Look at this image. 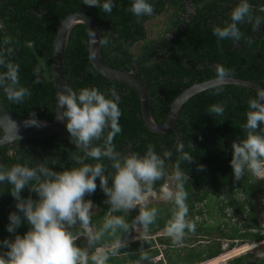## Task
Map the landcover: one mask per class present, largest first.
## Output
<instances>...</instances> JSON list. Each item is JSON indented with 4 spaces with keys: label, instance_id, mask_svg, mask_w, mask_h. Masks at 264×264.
Returning a JSON list of instances; mask_svg holds the SVG:
<instances>
[{
    "label": "trees",
    "instance_id": "obj_1",
    "mask_svg": "<svg viewBox=\"0 0 264 264\" xmlns=\"http://www.w3.org/2000/svg\"><path fill=\"white\" fill-rule=\"evenodd\" d=\"M155 9L153 16H144L137 20L130 8L133 0H114L112 13H104L99 7L83 4V0H0V55L20 67L21 86L31 91L30 98L21 104L9 102L0 89V97L8 111L18 117L53 121L57 109L56 90L52 77L54 42L61 22L74 13H87L97 22L102 37L108 40L103 45V61L114 69L125 72L133 71L151 96L152 112L156 122L164 124L172 103L187 88L196 82H206L216 78L215 68L223 65L235 72L234 77L254 81L264 88V23L257 31L249 24L239 25L246 38L253 43L241 40L239 45L231 40H218L213 35L214 27H223L230 21V13L238 0H148ZM188 2L194 11L188 14ZM254 6V15L264 17L258 10L261 0H249ZM173 10L170 25L176 32L173 39L160 35L149 39L146 23ZM89 30L85 25H77L71 34L66 54V74L68 85L73 91L82 88H98L111 99L108 89H115L120 96L119 108L122 115L119 120L122 132L117 134L112 143L116 151L126 156L138 153L141 156L148 145L163 158L165 152L171 157L165 160L166 177L156 182L154 192L161 191L175 170L180 156L178 145H184V151L193 156L192 161L180 162L184 172L182 179L175 183L177 189L183 185L187 192L186 204L188 214L186 221L195 224V231L187 228L184 235L190 241H204L205 236L217 233L213 244L192 243L191 246L179 248V243L167 237L142 239L137 243H128L115 256H110L108 264H202L223 254L222 242L229 240L263 239L262 224L257 212V197L264 189V182H257L251 174L237 181L234 178L231 160L233 143H240L246 137L244 124L248 112L249 98H256V91L236 85H222L197 94L182 107L175 130L157 134L145 125L142 107L137 91L123 83L112 81L94 67L89 55ZM6 38L10 43L5 44ZM142 43L138 53L133 52L136 45ZM11 50V51H9ZM166 58L155 60L160 55ZM43 60V64L40 61ZM136 62V66H133ZM5 69L0 68V72ZM219 92V94H217ZM221 104L225 108L222 116L208 112L210 106ZM264 127V125H262ZM105 132V136L107 135ZM3 131L0 130V139ZM26 141V145L25 144ZM17 141L21 158L13 157V147L8 145L0 149V164L11 166L25 164L29 167L44 165L51 171L61 173L82 166L76 156L83 157L84 152L70 144L62 134L47 138ZM103 146L104 141L98 142ZM192 144L194 150L188 146ZM85 163H94L85 160ZM106 166L108 187H112L111 161H102ZM200 166H203L201 169ZM97 189L93 194H86L85 201H91L97 212L92 213V223L99 229L109 215L108 197L96 179ZM22 199L38 201V194L26 186L20 193ZM218 201L219 219L212 224L199 223L196 215H202L203 209L196 204L208 206L213 199ZM18 201L11 195V185L3 181L0 185V255L9 249L3 241L15 240L17 235L23 237L30 229L23 213L16 208ZM217 201H215V205ZM155 208L157 218L146 230L149 233L166 229L169 221L177 211L173 201L170 206L150 205ZM115 212L112 215L123 216L129 224V231L118 229L113 236L106 233L101 243L115 240L125 242L134 235V224L139 212ZM15 213L21 217V224L13 233L7 231L9 216ZM212 217V213L208 212ZM191 216L190 219H187ZM245 220L242 229L233 222ZM232 223V224H231ZM74 233L79 224L70 229ZM183 235V236H184ZM194 237L193 239L191 237ZM201 236V237H200ZM76 246L86 249V239L75 241ZM234 244V243H233ZM157 246H160L158 248ZM163 247V250L161 249ZM197 247V248H196ZM123 254V256H119ZM160 255L163 259L156 261ZM229 264H236L232 262Z\"/></svg>",
    "mask_w": 264,
    "mask_h": 264
},
{
    "label": "clouds",
    "instance_id": "obj_2",
    "mask_svg": "<svg viewBox=\"0 0 264 264\" xmlns=\"http://www.w3.org/2000/svg\"><path fill=\"white\" fill-rule=\"evenodd\" d=\"M83 4L99 7L108 14L112 13L115 7L114 0H83ZM130 11L138 21L144 16H153L155 13L153 5L148 0H133ZM230 21L223 27H214L213 35L218 40H231L237 45L243 39L251 45L252 39L245 37L239 25L249 24L253 31H257L264 23V17L254 15V6L249 0H238L230 13ZM89 35L92 38L95 37L91 31ZM10 42V38L4 41L5 44ZM99 44L107 45L108 40L101 38ZM40 63L43 64V60ZM0 68L5 69L0 72V89L3 90L7 100L14 104H21L30 98L32 94L30 89L21 86L19 65L0 55ZM215 72L219 84L228 83L235 75L234 70L223 65H217ZM107 92L111 95V99L106 98V95L96 87H85L78 93L70 87H64L57 92L58 107L66 108L65 111L58 113L57 118L60 122L67 118V132L76 146L85 154L83 157H75L82 166L56 173L44 165L29 167L25 164L11 166L0 164V181L10 183L11 195L18 201L16 208L23 213L31 225V229L23 237L17 235L12 242L3 241V246L9 250L0 255V264H108L110 256L117 255L126 245L122 240H115L110 244L101 243L106 233L114 236L118 229L124 232L129 231V224L124 217L112 215V213L128 212L138 205L146 204L148 197L154 194L156 182L167 175L165 160L171 157V153L165 152L162 158L151 144L142 156L138 153L122 156L117 152L112 141L122 132L119 124L122 115L119 108L120 96L115 89H108ZM247 104L249 110L243 126L246 137L240 143L232 145L231 167L237 181L241 180L246 173L257 179H264V127H262L264 125V88H258L256 98H249ZM208 112L222 116L225 108L221 104H214L209 107ZM7 122L14 130L11 139L16 138L17 124L9 118ZM37 125L35 113L24 121L25 127ZM106 130L108 131L105 136ZM101 140L104 141L102 147L98 143ZM188 147L194 150L192 144ZM177 151L181 154L171 176L182 179L185 174L179 166L180 162L192 161L193 156L184 151L183 144L178 145ZM105 159L111 161V168L114 170L111 188L108 187L106 166L102 162ZM85 160L94 163H85ZM200 168L202 169L203 166ZM97 178L110 205L109 215L99 229L92 223L91 210L95 207L91 201L83 199L86 194L90 195L96 191ZM26 186L38 194V201L21 198L20 193ZM161 195L165 201L172 200L177 206V211L169 221L166 231L169 236L175 237L174 243H179L185 228L194 232L196 227L194 223L185 219L188 214L187 192L182 184L175 192L165 184L161 187ZM156 218L155 208H145L140 211L135 220L134 233H136L133 237L144 233L149 234L146 230L155 223ZM9 220L7 231L13 233L21 224V217L12 213ZM77 224H79V230L74 233L70 229ZM81 236L87 239L88 248L86 249L76 246L75 241ZM157 237L162 236L147 239ZM224 241H228L231 247L241 243L239 239L233 242ZM223 242V254L219 257L227 252L224 250ZM231 247L229 249L234 252L236 249L232 248V251ZM161 256L156 258L155 262L164 258L163 255ZM213 260L217 258L209 261ZM228 261L229 259L225 263Z\"/></svg>",
    "mask_w": 264,
    "mask_h": 264
},
{
    "label": "water",
    "instance_id": "obj_3",
    "mask_svg": "<svg viewBox=\"0 0 264 264\" xmlns=\"http://www.w3.org/2000/svg\"><path fill=\"white\" fill-rule=\"evenodd\" d=\"M264 11V8H263ZM85 25L89 31L95 34V37H89V55L90 60L94 67L103 74L106 78L123 83L127 86L134 88L139 94L141 107H142V116L145 122V125L148 129L157 134L169 133L170 131L175 130L176 122L179 118L180 111L182 107L188 102L191 98L196 96L199 93L207 91L209 89L215 88L222 85H236L241 87L250 88L257 90L258 88H263L260 85L251 82L249 80H243L233 77L228 83L219 84L217 83L216 78L208 80L206 82H196L191 87L184 90L172 103L171 109L169 111L168 117L164 124L160 125L156 122L151 104V96L146 89L145 85L132 74L114 69L107 65L102 58V48L103 45L99 44V39H103L101 30L95 21V19L87 13H74L65 18L58 27L56 39L54 42V54H53V63H52V77L57 92L61 91L64 87H69L67 74H66V54L70 41V37L73 29L77 25ZM95 39V41L93 40ZM65 109H60L58 107L53 121H42L37 120V126L25 127L24 121L28 118H22L11 114L6 106L4 105L2 98L0 97V128L3 131V137L0 139V147L5 145H10L14 149L13 155L16 157L17 145L16 141L26 140V139H38V138H47L55 136L57 134H62L65 139L72 145L76 146L75 142L71 138L70 134L66 130L67 118L63 122H60L57 118L59 112L65 111ZM7 118L14 121L18 126V131L16 133V138L11 137L14 135V130L12 126L7 122ZM77 147V146H76ZM2 181H0V184ZM166 230L155 232L152 234L144 233L135 237H131L123 244L127 243H137L143 238H151L156 236L166 235ZM136 237L139 239L135 241Z\"/></svg>",
    "mask_w": 264,
    "mask_h": 264
},
{
    "label": "rangeland",
    "instance_id": "obj_4",
    "mask_svg": "<svg viewBox=\"0 0 264 264\" xmlns=\"http://www.w3.org/2000/svg\"><path fill=\"white\" fill-rule=\"evenodd\" d=\"M191 11H192V9H189V13H190V14H191ZM173 12H174V11H171V12H169V13H167V14H165V15H162V16L156 18V19H153V20H151V21H149V22L147 23L146 28H147V30L149 31V32H148V33H149V34H148L149 39H157V38H159L160 35H163L164 30H165V27H166L167 24L169 23V22H168V19H169V17L171 18ZM138 49H139V45H137V46L133 49V52H134V53H137ZM166 57H167V54H165V55H160V56H158L155 60L159 61L160 59H162V58H166ZM173 173H174V171H173ZM252 177L255 178L256 181L259 182V183H260V182H264V179H257V178H256L255 176H253V175H252ZM177 180H178V179H176L174 176H173V177L171 176L170 179H169L168 182H167V185L170 187V189H171L173 192H175V191L177 190V189L175 188V183H176ZM262 184H264V183H262ZM222 199H224V197L221 198V199H213V200L211 201V203H210L208 206H205V205H207V201H206V204H204V203H203V204H196V205H197V208H202V209H203V212H204L202 215H196V217H197V221H198L199 223H203V222H205L206 224H212L215 220L219 219V216H220V215L218 214V206H219L218 201H221ZM215 201H217V204H216V205H215ZM172 202H173L172 200L165 201V200L162 198V195H161V194L157 195V194L154 192V194H152V195H150V196L148 197V200H147L146 204H144V205H138L135 209L140 208V207H142V208H146V207H149V206L152 205V204H154V205H163V207H167V206H170V204H171ZM135 209L129 210L128 212H131V211H133V210H135ZM257 209H258L257 212H258V216H259V221H260V223L262 224V227H263V229H264V189H262V188H261V192L259 193V195H258V197H257ZM91 212H92V213L97 212L96 208L92 209ZM208 212H211V213H212V217L208 215V214H209ZM190 217H191V216H188L187 219H190ZM233 223L236 224V225H237V228H239V229L241 230V229H242V225L245 224V220H244V219L241 220V221L236 220V222H233ZM231 224H232V223H231ZM139 226H140V225H139ZM166 232H167V231H166ZM262 235H264V230H262ZM164 237L170 238V240H171V239L175 240V237L169 236L168 234H166ZM200 237H201V236H200ZM217 237H218L217 233H214V234H212L210 237H209V236H205L204 238H202V239H204V241H200V242H198V241H194V240H192V242H191V241L189 240L190 237L184 235V236L182 237V240L180 241V244L178 245V247H179V248L183 247V246H184L183 244H186L184 247H187V245H188V247H190V246H191L190 244H192V243H193L195 246H196L197 244H202V246H207V244H213V242L216 241ZM82 238H83V239H86V237L81 236V237H79L77 240H80V239H82ZM191 238L193 239L194 237L192 236ZM137 240H139V239L136 237L135 241H137ZM86 241H87V239H86ZM227 242H228V241H224V242H223L225 247H227V246H226V245H227ZM173 244H176V243L173 242ZM85 245H86L87 248H88V242H87ZM157 247L160 248V246H157ZM230 247H231V246H230ZM230 247H229V248H230ZM196 248H197V247H196ZM229 248H227V252L225 253V255L219 257L217 260H214L213 262L217 261V262H216L217 264H218V263H224L226 260L230 259V257H233V256H234L233 253H240V252H242V250H243V249H241V248L236 249V248L231 247V249L233 248V249H236V250H235L234 252L229 253V252H230V249H229ZM243 248H245V247H243ZM161 249L163 250V247H161ZM233 249H232V251H233ZM227 254H229V255H227ZM235 255H236V254H235ZM119 256H123V254H121V255H119ZM227 256H229V257H227ZM161 257H162V256L160 255L159 258H161ZM225 257H226V258H225ZM224 258H225V260H223ZM156 260H157V259H156ZM211 263H212V262H211ZM136 264H143V262H142V263H136ZM209 264H210V263H209ZM213 264H215V263H213Z\"/></svg>",
    "mask_w": 264,
    "mask_h": 264
},
{
    "label": "flooded vegetation",
    "instance_id": "obj_5",
    "mask_svg": "<svg viewBox=\"0 0 264 264\" xmlns=\"http://www.w3.org/2000/svg\"><path fill=\"white\" fill-rule=\"evenodd\" d=\"M263 8H264V0H261L260 5L258 6V10L260 12H262V14L264 16ZM189 9H192L191 13L194 11V8H193L191 2H188V14H187V16L190 14L189 13ZM171 11H173V10H170L169 12H171ZM151 20H153V19L148 20V22L151 21ZM169 21H170V17L168 19V22ZM147 23H146V25H147ZM261 25L263 26V24H261ZM162 36H165L166 38H170V39H173L176 36V32H175V30H173V27L170 25V22L165 27V30H164V33H163ZM136 46H134V48ZM141 46H142V43L139 44V49H138L137 53L139 52ZM133 66L134 67L136 66V62H133ZM128 73L133 75L135 72L130 71ZM251 82H254V81H251ZM0 130H1V128H0ZM2 137H3V134H2ZM26 140L28 141L30 139H26ZM18 141H21V140H18ZM23 141H25V140H22V142ZM26 144L27 143L25 141V144H23V145H26ZM16 145H17V152H18L19 145L17 144V141H16ZM6 146H8V145L2 146V147H0V149H2L3 147H6ZM14 149L15 148H13V150L11 151V154H12L13 157H15L13 155ZM16 157L17 158H21L22 156L16 155ZM2 183H3V181H2ZM2 183L0 185H2ZM155 193L157 195H159V194H161V191L155 192ZM152 205H154V204H152ZM164 230H166V229H164ZM156 232H159V231H156ZM135 233H134V235H135ZM153 233H155V232H153ZM149 234H152V233H149ZM243 247H245V248H243ZM233 248H236V249L241 248V249H243V251L240 252V253H234V256L232 258H230L229 261L227 263H225V264H229V263H232L234 261L236 262V264H264V236H263V239H258V240L243 239V240H241V243H237V245H235ZM142 262H143V264H145L144 261H142ZM142 262H139V263H142Z\"/></svg>",
    "mask_w": 264,
    "mask_h": 264
},
{
    "label": "built area",
    "instance_id": "obj_6",
    "mask_svg": "<svg viewBox=\"0 0 264 264\" xmlns=\"http://www.w3.org/2000/svg\"><path fill=\"white\" fill-rule=\"evenodd\" d=\"M226 246H227V247H225V246H224V250H225V251H227V248H229V246H230V245L227 243V245H226ZM229 253H231V250H230V252H229ZM227 255H229V254H227ZM213 261H214V260H213ZM209 262H212V261H208V262H205V263H203V264H207V263H209ZM225 262H226V261H225ZM225 262H224V263H225ZM210 264H213V262H212V263H210ZM218 264H222V263H218Z\"/></svg>",
    "mask_w": 264,
    "mask_h": 264
},
{
    "label": "bare ground",
    "instance_id": "obj_7",
    "mask_svg": "<svg viewBox=\"0 0 264 264\" xmlns=\"http://www.w3.org/2000/svg\"><path fill=\"white\" fill-rule=\"evenodd\" d=\"M243 251V250H242ZM227 257H229V256H227ZM226 258V257H225ZM225 258L223 259V260H225ZM230 258H232V257H230ZM227 261V260H226ZM213 262V261H212ZM217 261H215V262H213V263H215V264H217L216 263ZM209 263H211V262H209ZM209 263H207V264H209Z\"/></svg>",
    "mask_w": 264,
    "mask_h": 264
}]
</instances>
